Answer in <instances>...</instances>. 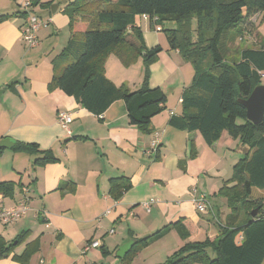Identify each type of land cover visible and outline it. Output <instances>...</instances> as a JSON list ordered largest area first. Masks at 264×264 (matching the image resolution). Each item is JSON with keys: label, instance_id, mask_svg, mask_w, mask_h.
I'll use <instances>...</instances> for the list:
<instances>
[{"label": "crops", "instance_id": "crops-1", "mask_svg": "<svg viewBox=\"0 0 264 264\" xmlns=\"http://www.w3.org/2000/svg\"><path fill=\"white\" fill-rule=\"evenodd\" d=\"M70 1L33 0L31 12L42 21L39 43L33 48L21 32L26 17L14 15L0 23V135L36 143L57 157L39 164L35 154L13 148L0 156V181L15 184L12 193H0L1 206L10 208L24 199L30 204L26 216L15 223H0V236L7 245L13 244L10 254L0 255V264H158L183 246L184 234L192 241L216 238L230 212L228 199L219 190L230 184L233 166L246 156L248 145L227 132L208 145L199 132L170 125L172 114L182 112L183 90L196 72L179 50L163 48L151 66L152 86L164 90L166 86L155 79L156 63L167 72H178L181 82L167 83L178 99L168 96L166 109L153 117L147 131L130 123L122 99L98 116L52 87L71 36L65 11ZM20 2L0 0V15L23 11ZM148 23L150 31L143 37L152 48L160 43ZM105 64L106 75L116 84L139 88L132 86L115 54ZM60 112L73 115L70 134L62 128ZM121 175L130 178L132 187L115 200L109 179ZM193 190L195 196L208 197L205 212L197 209ZM150 200L154 202L147 209L144 203ZM179 220L177 227L139 245L132 258L118 256L127 242ZM199 236L204 239H196ZM92 242L100 246L86 250Z\"/></svg>", "mask_w": 264, "mask_h": 264}, {"label": "trees", "instance_id": "trees-1", "mask_svg": "<svg viewBox=\"0 0 264 264\" xmlns=\"http://www.w3.org/2000/svg\"><path fill=\"white\" fill-rule=\"evenodd\" d=\"M65 11L70 17L71 36L60 56L65 63L54 74L52 87L73 96L98 116L122 99L130 123L146 131L153 117L166 109L168 95L161 86L150 82L149 68L163 47L146 46L136 18L147 14L153 26L166 20L179 22L177 28L166 30L169 49L179 50L196 72L192 83L183 90L182 112L172 114L170 125L199 132L208 145L227 132L248 145L249 151L234 164L230 184L226 182L219 190L227 197L230 208L220 234L203 241L189 240V234H184L183 246L158 264H262L264 202L254 199L252 193L254 188L264 189V119L259 124L252 123L239 100L248 98L262 84L264 37L258 47L241 49L239 57L231 61L227 50L230 43L248 32L250 19L264 12V0H71ZM14 15L28 17L25 11L1 14L0 23ZM154 16L158 17L157 23ZM255 34L258 36V32ZM112 53L127 66L143 57L147 74L141 87L131 90L106 75L105 63ZM209 53L211 60L205 68L203 63ZM80 137L83 136L74 139ZM3 138L0 135V141ZM14 141L12 148L35 154L36 163L57 160L51 150L41 149L36 143ZM5 149L0 147V156ZM109 185L110 196L119 200L132 187V181L121 175L110 178ZM14 188L13 181H0V193H12ZM256 209L257 215L252 216ZM181 223L179 220L136 238L124 259L132 258L139 245H147ZM12 246L0 236V255L10 254Z\"/></svg>", "mask_w": 264, "mask_h": 264}, {"label": "rangeland", "instance_id": "rangeland-1", "mask_svg": "<svg viewBox=\"0 0 264 264\" xmlns=\"http://www.w3.org/2000/svg\"><path fill=\"white\" fill-rule=\"evenodd\" d=\"M248 32H246L245 36L242 39H237L235 42L230 43L227 50L228 59L231 61L234 58L239 57V53L241 49L245 47H258L259 40L264 37V12L256 14L252 19L249 21ZM136 24L142 28V31H150L149 23L147 20H144L141 16H137ZM254 24V25H253ZM179 26V22L175 20H166L163 24H154L153 32H155L159 37V43L163 48H169V41L167 38V31L169 29H174ZM255 32H258V36H255ZM209 59L211 60V54L209 53L208 57L206 58L205 62L203 63V67L207 68V64ZM153 63L152 65H154ZM151 65V66H152ZM122 66V65H121ZM126 68L127 74L129 76L132 86H139L143 85V81L147 74V67L144 63L143 57H140L139 60L132 62L130 65H123ZM150 66L149 71L152 74V67ZM159 66L157 70H154V76L156 81L163 83L165 86V91L168 93V96L171 100L177 101V94H173L174 89L172 90L167 86V83H175L177 86L181 82V76L178 72H167L164 70L163 67L160 66L159 63H156L155 67ZM121 85V82H119ZM166 83V84H165ZM262 84H264V78L262 80ZM252 197L256 200H263L264 202V189L254 188ZM26 216V215H25ZM196 239H204L201 236L197 237Z\"/></svg>", "mask_w": 264, "mask_h": 264}, {"label": "built area", "instance_id": "built-area-1", "mask_svg": "<svg viewBox=\"0 0 264 264\" xmlns=\"http://www.w3.org/2000/svg\"><path fill=\"white\" fill-rule=\"evenodd\" d=\"M21 8H23L25 12H27V20L24 23V25L21 28L23 39L25 40L28 47L33 48L36 47L39 43L37 31L42 25V21L39 19L38 16L34 15L31 12L32 6V0H21L20 2ZM142 18L144 20H149L150 16L147 14L142 15ZM153 20L157 23L158 17L154 16ZM59 120L61 122L62 128L68 133H71L70 130V124L73 121V115L71 112H60L59 113ZM153 145L156 147V142H153ZM194 191V202L197 207V209L200 212H205L210 207V202L208 197L205 194H200L199 196H195ZM153 200H150L148 202L144 203V206L147 209H150V205L153 203ZM30 210V204L28 202V199H24L20 204L7 208L2 207L0 204V223L2 224H12L24 217L28 211ZM242 238V236H241ZM100 246L99 242H92L89 244L86 248V250H89L91 247H98Z\"/></svg>", "mask_w": 264, "mask_h": 264}, {"label": "water", "instance_id": "water-1", "mask_svg": "<svg viewBox=\"0 0 264 264\" xmlns=\"http://www.w3.org/2000/svg\"><path fill=\"white\" fill-rule=\"evenodd\" d=\"M37 4V2H35ZM58 9V6H52V11L55 12ZM242 105H244L247 109V117L248 119L254 123L259 124L264 119V84H260L256 86L250 96L246 99L239 100ZM15 144V141L11 138H3L0 141V147L12 148ZM258 213V209L252 212V216H256ZM135 240H131L126 244L122 245L118 251V256L124 257L129 250L135 244Z\"/></svg>", "mask_w": 264, "mask_h": 264}]
</instances>
